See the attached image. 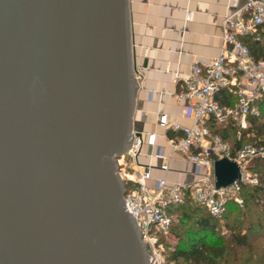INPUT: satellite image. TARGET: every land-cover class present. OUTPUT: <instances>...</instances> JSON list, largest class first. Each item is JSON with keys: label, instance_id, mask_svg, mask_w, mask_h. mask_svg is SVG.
I'll use <instances>...</instances> for the list:
<instances>
[{"label": "water", "instance_id": "obj_1", "mask_svg": "<svg viewBox=\"0 0 264 264\" xmlns=\"http://www.w3.org/2000/svg\"><path fill=\"white\" fill-rule=\"evenodd\" d=\"M134 67L129 0H0V264H148L116 167Z\"/></svg>", "mask_w": 264, "mask_h": 264}, {"label": "built area", "instance_id": "obj_2", "mask_svg": "<svg viewBox=\"0 0 264 264\" xmlns=\"http://www.w3.org/2000/svg\"><path fill=\"white\" fill-rule=\"evenodd\" d=\"M245 36L264 43V0H249L241 9L232 10L225 17L223 41L232 44L236 52L222 51L207 65H193L183 89L177 94L179 99L188 101L182 117L191 124L185 125L167 114L158 118L169 147L167 155L161 148L155 153L156 157L165 159L160 169L166 174L170 170L169 157L177 153L194 165L193 180L170 182L166 175L154 177L155 167L140 163L143 149L156 147V133L143 136L132 129L129 147L116 157L117 174L125 189V209L140 231L148 264H165L159 233L171 227L175 220L174 210L186 197L220 217L226 200L242 204L243 184H257L248 165L253 159L264 157L263 147L247 143L233 151L210 127V121H214L216 124L233 122L239 130L248 128L249 116L257 112L255 103L264 96V60L253 57L242 40ZM225 93L228 104L220 101ZM170 132L174 136H170ZM225 157L239 165L241 177L228 187L217 188L214 164Z\"/></svg>", "mask_w": 264, "mask_h": 264}, {"label": "crops", "instance_id": "obj_3", "mask_svg": "<svg viewBox=\"0 0 264 264\" xmlns=\"http://www.w3.org/2000/svg\"><path fill=\"white\" fill-rule=\"evenodd\" d=\"M249 0H129L131 39L134 53L135 106L133 129L146 136L156 133V147H145L139 156L141 164L154 166L153 176L166 175L170 182L194 179L193 164L180 154H172L165 174L160 166L165 159L156 151L169 147L165 130L158 124L161 114L182 117L186 99L177 94L189 78L195 64L207 65L222 51L236 52L223 41L224 20L232 11L241 9Z\"/></svg>", "mask_w": 264, "mask_h": 264}, {"label": "trees", "instance_id": "obj_4", "mask_svg": "<svg viewBox=\"0 0 264 264\" xmlns=\"http://www.w3.org/2000/svg\"><path fill=\"white\" fill-rule=\"evenodd\" d=\"M242 40L255 59L264 60V43L249 36ZM220 99L223 104L229 103L226 93ZM255 106L257 112L249 116L250 126L246 129L239 130L233 122L210 121L212 131L228 142L233 151L247 143L264 149V96ZM248 170L259 176V181L241 186L242 206L228 199L222 215L215 217L206 207L186 197L174 210L173 224L166 232L161 231L158 238L170 251L168 258L174 264H264V157L253 159Z\"/></svg>", "mask_w": 264, "mask_h": 264}, {"label": "rangeland", "instance_id": "obj_5", "mask_svg": "<svg viewBox=\"0 0 264 264\" xmlns=\"http://www.w3.org/2000/svg\"><path fill=\"white\" fill-rule=\"evenodd\" d=\"M250 172V171H249ZM251 174H253L252 172H250ZM255 177H256V179H257V183H258V181H259V176H257L256 174H253ZM251 185V184H250ZM240 205V204H239ZM240 206H242V204L240 205ZM167 238V240H169V242H171V243H174V241L173 240H171L170 238H168V237H166ZM159 244H160V246H161V251H162V257H163V259H164V261H165V264H174V262H172L168 257H169V250L166 248V246L164 245V243H162V242H160L159 241Z\"/></svg>", "mask_w": 264, "mask_h": 264}]
</instances>
